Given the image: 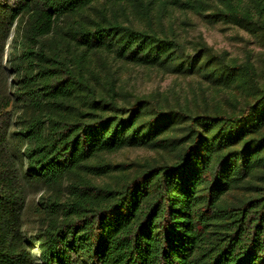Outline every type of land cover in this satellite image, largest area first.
<instances>
[{
    "label": "trees",
    "instance_id": "obj_1",
    "mask_svg": "<svg viewBox=\"0 0 264 264\" xmlns=\"http://www.w3.org/2000/svg\"><path fill=\"white\" fill-rule=\"evenodd\" d=\"M170 5L264 38V0H0V264H264V68L190 50L154 21ZM96 55L197 74L219 100L126 93ZM130 147L173 158H109ZM23 181L66 186L31 231Z\"/></svg>",
    "mask_w": 264,
    "mask_h": 264
},
{
    "label": "rangeland",
    "instance_id": "obj_2",
    "mask_svg": "<svg viewBox=\"0 0 264 264\" xmlns=\"http://www.w3.org/2000/svg\"><path fill=\"white\" fill-rule=\"evenodd\" d=\"M208 1L217 2L218 0ZM129 11V16L136 25L145 26L147 24L146 20L137 15L134 9L131 8ZM154 13L155 23L160 24L168 32L177 33L179 40L184 42L190 50L203 39L216 50H227L232 56L245 57L251 55L257 64L264 68V38L248 28L217 19L212 16L211 10L197 12L192 8L170 5L166 12L161 13L156 8ZM94 58L96 65L100 68L105 57L96 55ZM106 59V66H102V71L104 74L113 75L120 90L126 91V93L135 95L154 94L159 99H165L166 102L188 103L191 107L203 106L206 97L208 100L210 99L209 104L219 100V95L216 96L214 89L209 87L208 83L197 74L171 73L125 60L112 59L109 56H106ZM1 87L2 84L0 89ZM109 158L115 162L133 163L135 170L139 169L136 163L171 160L173 154L144 147H130L110 155ZM122 177L121 172H116L102 180L116 182L120 181ZM22 184L26 202L25 227L27 231H31L34 227L39 226L43 219L42 202L44 203L50 195L62 194L65 192L66 186L63 185L60 188L27 181H23ZM236 194L240 195V192H236ZM230 197L231 199L234 198L233 196Z\"/></svg>",
    "mask_w": 264,
    "mask_h": 264
}]
</instances>
